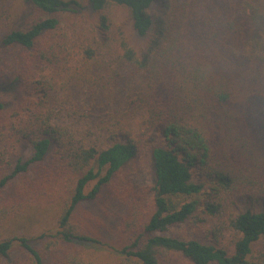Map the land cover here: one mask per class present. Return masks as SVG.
<instances>
[{
    "label": "trees",
    "instance_id": "16d2710c",
    "mask_svg": "<svg viewBox=\"0 0 264 264\" xmlns=\"http://www.w3.org/2000/svg\"><path fill=\"white\" fill-rule=\"evenodd\" d=\"M25 2L0 38L17 92L0 98V264H264V0ZM140 158L151 186L124 175ZM101 198L126 204L108 261L76 221ZM47 212L54 231L19 233ZM210 222L209 244L167 235Z\"/></svg>",
    "mask_w": 264,
    "mask_h": 264
},
{
    "label": "rangeland",
    "instance_id": "374dc122",
    "mask_svg": "<svg viewBox=\"0 0 264 264\" xmlns=\"http://www.w3.org/2000/svg\"><path fill=\"white\" fill-rule=\"evenodd\" d=\"M69 1V0H66ZM29 10V3L25 0H2L0 5V38L4 29L18 28L24 22ZM119 21L125 18L120 13L117 16ZM135 43H140L135 36ZM11 78L0 79V98L5 102L6 107L16 103L17 92L14 86L10 85ZM79 102V101H78ZM1 151V145H0ZM30 155V149L22 146L21 157L27 158ZM16 161L17 158H12ZM124 175L134 181L137 185H152L151 167L148 158H140L132 162ZM93 183L88 187L90 189ZM126 204H117L115 202L105 201L103 198L95 202L82 204L76 212V221L83 226L84 234L90 235L99 240L102 245H93L89 249L93 254L99 255L101 259L108 261L111 255L115 254V249L121 247V238L118 234V225L125 214ZM151 208V196L144 202V211L149 212ZM56 213L47 212L43 217L38 218V222L28 227L25 231L20 230L24 236L35 237L42 231H54ZM214 222L209 224L194 226L190 223L170 228L167 235L173 236L180 240H200L209 244L211 240L208 230L212 228ZM231 239L229 232H224L220 241L227 244Z\"/></svg>",
    "mask_w": 264,
    "mask_h": 264
}]
</instances>
